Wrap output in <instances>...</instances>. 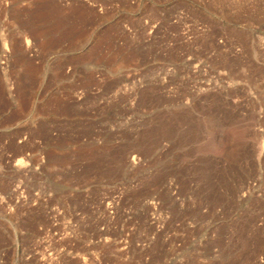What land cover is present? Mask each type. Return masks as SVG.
<instances>
[{
	"label": "rangeland",
	"instance_id": "374dc122",
	"mask_svg": "<svg viewBox=\"0 0 264 264\" xmlns=\"http://www.w3.org/2000/svg\"><path fill=\"white\" fill-rule=\"evenodd\" d=\"M0 264H264V0H0Z\"/></svg>",
	"mask_w": 264,
	"mask_h": 264
}]
</instances>
